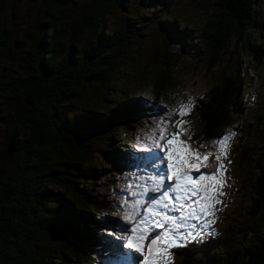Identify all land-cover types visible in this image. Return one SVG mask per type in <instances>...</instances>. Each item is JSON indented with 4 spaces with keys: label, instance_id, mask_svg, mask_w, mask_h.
<instances>
[{
    "label": "trees",
    "instance_id": "obj_1",
    "mask_svg": "<svg viewBox=\"0 0 264 264\" xmlns=\"http://www.w3.org/2000/svg\"><path fill=\"white\" fill-rule=\"evenodd\" d=\"M128 1L44 0L45 10L34 22L27 48L23 46L29 40L11 39L0 24L1 54L8 63L0 73V104L8 108L2 116L6 131L0 148V264H99L102 244L110 248L105 206L95 201L92 188L83 187V181L97 175L98 168L91 164L96 145L111 147L108 153L127 152L137 101L159 104L174 86L170 74L177 61L169 54L168 43L176 34L182 45L191 38L186 27L179 31L175 18L157 12L150 16L167 29L165 68L137 98L120 72L121 62L131 60L142 34L131 21L115 28L108 25L111 15L127 10ZM260 1L220 0L213 32L205 35L209 68L224 54L234 33L244 35L255 64L261 61ZM6 2L0 0V17ZM249 83L236 69L209 93L197 111L201 120L197 145L219 139L242 118ZM196 136L191 135V141ZM258 169L257 177L250 178L254 215L264 206V167ZM250 234L251 246L245 253L237 249L233 256L227 252L211 261L264 264V220ZM88 252L93 255L87 257Z\"/></svg>",
    "mask_w": 264,
    "mask_h": 264
},
{
    "label": "rangeland",
    "instance_id": "obj_2",
    "mask_svg": "<svg viewBox=\"0 0 264 264\" xmlns=\"http://www.w3.org/2000/svg\"><path fill=\"white\" fill-rule=\"evenodd\" d=\"M218 3L220 0H129L126 11H117L110 17L108 25L111 27L115 28L122 23L127 24L131 21L132 26L135 24L139 27L137 31L142 34L132 49L131 60L128 62L123 59L125 62H121V69H123L120 73L129 79L127 86L130 88L131 94L143 93L142 88H149V85L156 81L165 68L162 59L163 51H165L163 35L167 33V29L153 20L150 21V16L153 13L157 12L162 16L175 18V24H178L179 31L186 27L191 38L185 40L182 45L179 34H176L177 36L168 43L167 50L177 61L170 74L174 86L165 91L164 98L159 104L137 101L139 103L137 105L140 106L137 109L138 113L130 141L125 147L128 149L127 152L120 150L116 153H108L107 150H111V147L96 145L91 164L98 168L97 175L94 174L93 180V177L88 176L86 179H90V177L91 179L83 181L85 183L83 187L89 186L92 191L96 192L95 201L105 206L102 212L107 213L109 217L105 225L111 244H109L110 248L106 249L102 244L100 258L103 262L99 264H105L106 259H109V255L113 253L115 245L126 243V240L120 239V237L130 234L120 231L119 225L127 228L132 227V224L122 218L124 208H121L120 205L124 204L125 208L132 205L133 210L143 212L150 205L151 198H158L161 195L163 187L158 186L156 168L147 159L150 152L156 150H145L151 143L148 134L155 130L156 125L167 121L170 111L178 110L181 103L187 104L189 100L193 102L190 105V115L184 117L189 121L184 127L189 130L191 135H197L196 140L189 141L191 148L198 149L202 154L206 151L213 152V157L210 160L212 167L201 169V172L214 173L216 171L215 155L218 154V148H200L197 145L201 127L197 111L221 79L234 73L236 69H239L240 76L249 79L251 83L243 94L242 118H237L235 123L222 134V136L227 135L230 130L236 133L235 137L228 142L227 159L222 158V163L228 169L225 173L228 179L222 189L224 194L216 197L221 203L215 206L214 217L201 215L199 221L193 219L177 221L187 226L180 228V232L205 231L206 235L191 241L184 248L171 249L175 254L172 264H214L211 261L212 258L225 257L227 252H229L228 256H233L237 249L245 253L251 246L249 237L252 228L263 224L264 206L258 214H252L255 196L251 192L253 181L250 178L257 177L258 167H264V156H262L264 149V44L262 53H260L261 61L255 64L254 58L250 57L252 53L244 44V35L240 36L234 33L224 54L218 62L212 65V68H209V53L205 35L212 31L211 23L221 11ZM43 4L44 0H7L2 9L0 24L9 30L11 39L29 40L23 48H27L34 37L31 34L32 27L38 15L45 10ZM13 7L15 8L13 9ZM260 10L264 21V0L260 1ZM84 42L83 38L82 43ZM82 43L78 46H82ZM140 43L142 45L136 47ZM23 48L21 49L23 50ZM7 66L8 63L2 56L0 48V73ZM17 70V73L21 71L18 67ZM147 70L150 74L146 73ZM141 72H145L143 77L140 76ZM12 74L16 75V72ZM137 86L139 89H135ZM146 94L149 95L148 97L152 96L149 90ZM136 97L139 98L138 95ZM149 100L153 99L149 98ZM134 102H136L135 99L132 100V103ZM7 111V106L0 104V148L4 145L6 131L2 116ZM171 119L172 121L180 119L178 112L173 114ZM253 122H256V125ZM176 131L177 128L169 123L168 133ZM168 138L170 139L171 136L169 135ZM181 139L186 140L187 136H181ZM210 143L208 142V144ZM166 165L167 161L165 160V168ZM199 174L192 172L193 176ZM91 181H93V185H91ZM167 183L165 181V184ZM158 187L159 190H157ZM196 199L197 197H192L188 203ZM136 201H141V203L137 205ZM193 206L195 207V205ZM155 210L167 211L159 207ZM168 214L180 216L179 212H168ZM212 219H215V223L209 224L205 228V221ZM192 225H195V228H192ZM168 227L166 225L164 229H156V231L162 232ZM122 251L130 252L131 250L124 248ZM86 255L90 257L93 253L88 252ZM133 255L137 259H142L139 254L133 253ZM128 264H131L130 258Z\"/></svg>",
    "mask_w": 264,
    "mask_h": 264
},
{
    "label": "snow or ice",
    "instance_id": "obj_3",
    "mask_svg": "<svg viewBox=\"0 0 264 264\" xmlns=\"http://www.w3.org/2000/svg\"><path fill=\"white\" fill-rule=\"evenodd\" d=\"M192 103L189 100L187 104L181 103L178 110H171L168 120L156 125L155 130L148 134L151 143L145 150L155 149L156 151L150 152L147 159L156 168L157 183L158 186L163 187V191L158 198H152V204L143 212L133 210L132 205L126 208L124 204L120 205L124 208L122 218L132 224V227L119 225L121 232L130 234L120 237L126 240V243L115 245L113 253L105 264H128L129 258L131 264H172L175 254L171 249L184 248L191 241L206 235L205 231L180 232V228L187 226L177 221L187 219L199 221L201 215L215 216V206L221 203L216 197L224 194L222 189L228 179L225 175L228 169L222 163V158L227 159L228 142L235 137L236 133L230 130L227 135H223L210 144L199 145L200 148H218V154L215 155L216 171L202 173L201 169L212 167L210 160L213 152L206 151L202 154L198 149H192L189 143L192 140L191 135H187L186 140L181 139V136L189 131L184 127L189 123L184 117L190 115ZM177 112L180 119L172 121L171 116ZM169 123L177 128L176 132L168 133ZM165 160L167 161L166 168L164 167ZM228 163L230 164L231 161L229 160ZM193 171L200 174L193 176ZM165 181L168 183L165 184ZM192 197H197V199L188 203ZM140 203L141 201H136L137 205ZM157 207L167 211H156ZM168 212H179L180 216L169 215ZM214 223L215 219L206 220L204 227ZM166 225L169 227L165 231H156V229H164ZM191 227L195 228V225ZM124 248L131 251L124 252L122 251ZM133 253L139 254L142 259H137Z\"/></svg>",
    "mask_w": 264,
    "mask_h": 264
},
{
    "label": "bare ground",
    "instance_id": "obj_4",
    "mask_svg": "<svg viewBox=\"0 0 264 264\" xmlns=\"http://www.w3.org/2000/svg\"><path fill=\"white\" fill-rule=\"evenodd\" d=\"M154 198V197H153ZM152 204V198L150 199V205Z\"/></svg>",
    "mask_w": 264,
    "mask_h": 264
}]
</instances>
